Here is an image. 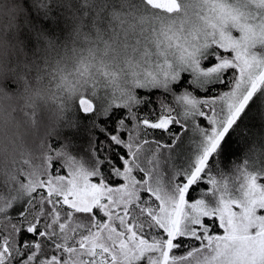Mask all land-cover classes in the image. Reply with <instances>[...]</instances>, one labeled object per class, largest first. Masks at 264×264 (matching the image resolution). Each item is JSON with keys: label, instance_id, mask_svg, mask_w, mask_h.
I'll list each match as a JSON object with an SVG mask.
<instances>
[{"label": "snow or ice", "instance_id": "1", "mask_svg": "<svg viewBox=\"0 0 264 264\" xmlns=\"http://www.w3.org/2000/svg\"><path fill=\"white\" fill-rule=\"evenodd\" d=\"M112 3L146 47L127 70L113 61L111 91L97 82L75 108L126 115L99 127L107 143L90 141V166L53 145L48 168L67 156L74 170L0 185V264H264V167L229 176L219 159L264 103V0ZM152 90L172 101L140 116Z\"/></svg>", "mask_w": 264, "mask_h": 264}, {"label": "clouds", "instance_id": "2", "mask_svg": "<svg viewBox=\"0 0 264 264\" xmlns=\"http://www.w3.org/2000/svg\"><path fill=\"white\" fill-rule=\"evenodd\" d=\"M120 14L112 0H0V185L20 191L24 177L39 186L49 140L61 137L79 97L97 82L111 91L105 70L113 61L127 70L142 54L144 39L121 30Z\"/></svg>", "mask_w": 264, "mask_h": 264}, {"label": "trees", "instance_id": "3", "mask_svg": "<svg viewBox=\"0 0 264 264\" xmlns=\"http://www.w3.org/2000/svg\"><path fill=\"white\" fill-rule=\"evenodd\" d=\"M45 27H49L52 31L61 30L60 24H45ZM214 62V61H212ZM209 62V65L210 66ZM190 78V77H189ZM186 86V85H185ZM223 86H221L222 88ZM181 91L183 88L180 89ZM221 90L220 88L214 89V92ZM145 90H138V94L143 96ZM166 99L167 102L172 101V97L170 95H165L162 90H152V94L150 99L152 101L151 104L147 106H141V110L139 112L140 116L148 115L152 110L159 109L158 99ZM255 99V98H254ZM123 115H126V110H115L111 114V118L99 117L96 119L91 116L85 117L84 114L77 112L76 108L72 110V115L70 120L67 123V126L62 132L61 137L59 138H51L49 140L50 147L55 145L57 148H65L69 150H77V151H86V154H90V141L94 140L95 142H104L107 143L106 137L104 134L100 133L99 127H106L107 129H112L115 126V122L120 119ZM96 119V124L98 127L94 128L92 126V120ZM106 120V124L103 123ZM244 124L246 126H242L236 133H234L228 142L225 151L220 159V168L225 172L226 175L231 176L237 167H242L245 165V161L247 159L257 158L259 152H264V103L257 101L253 106V110L249 115V118L245 120ZM178 128V126H176ZM126 138V137H125ZM250 143L252 150H250L247 145ZM264 164V162H263ZM247 167L249 170L251 169L248 164ZM48 171L53 174H62L63 167L61 166V162H59L54 168H48ZM264 182V181H262ZM209 185L204 183L200 184V190H206ZM39 192H46L43 190H38ZM199 192L193 195L192 192L189 194V199L198 198ZM21 207H24L21 204ZM67 207V206H65ZM15 219L18 218V214L11 213ZM21 239H23L21 237ZM184 249L180 250L182 254Z\"/></svg>", "mask_w": 264, "mask_h": 264}, {"label": "rangeland", "instance_id": "4", "mask_svg": "<svg viewBox=\"0 0 264 264\" xmlns=\"http://www.w3.org/2000/svg\"><path fill=\"white\" fill-rule=\"evenodd\" d=\"M101 95H103V90L101 91ZM247 147L252 150V147L250 146V143L247 145ZM67 152L76 157L79 161L83 162L85 164V166H90L91 164V160H90V154L87 155L86 154V151H75V150H69V149H66ZM259 156L257 158H254V159H247V162H248V166L253 169V170H260L262 167H264V152H259L258 154ZM61 162V166L63 167V173L60 174V175H66L67 174V167L64 166V162L63 161H60ZM177 164H181L183 162V158L182 157H177L176 161H175ZM49 172V171H48ZM50 173V172H49ZM97 179L98 178H93V182H97ZM44 191V190H43ZM46 192V191H45ZM12 213H15V211H13Z\"/></svg>", "mask_w": 264, "mask_h": 264}]
</instances>
